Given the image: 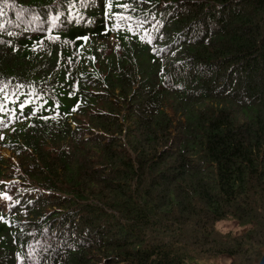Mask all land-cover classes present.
<instances>
[{
    "label": "trees",
    "instance_id": "obj_1",
    "mask_svg": "<svg viewBox=\"0 0 264 264\" xmlns=\"http://www.w3.org/2000/svg\"><path fill=\"white\" fill-rule=\"evenodd\" d=\"M0 133L32 184L0 203V264L254 263L264 0H1Z\"/></svg>",
    "mask_w": 264,
    "mask_h": 264
},
{
    "label": "rangeland",
    "instance_id": "obj_2",
    "mask_svg": "<svg viewBox=\"0 0 264 264\" xmlns=\"http://www.w3.org/2000/svg\"><path fill=\"white\" fill-rule=\"evenodd\" d=\"M1 1V0H0ZM114 38V34L111 35V37L109 38V40L112 43H115V41H113ZM152 49L151 47L148 48V50ZM81 118V117H80ZM84 121V119H82ZM12 125V124H11ZM73 124L70 125L71 129L73 131H78L77 133H75V136L77 137H83V134L80 130H77V128H73ZM10 128H13V126H11ZM8 131L2 133V134H7ZM1 135V133H0ZM1 139V137H0ZM40 142H42L41 145V150L43 152H45L52 161H57L56 157L58 155V153L53 152L52 151V146H51V142L48 139V137L46 138H41ZM5 145H0V158H3L6 160V163L1 164V175H0V184H8V186H4L2 187V191H7L9 193V197H11L13 199V201H15L13 194L10 192L11 190H17L18 188H28L29 186H31L32 184L30 182H23L20 185H17V187L13 186L11 182H13L14 180H17V178H19L20 176V172H19V165H18V160L20 157H23V154H28L26 152H29V150H26L24 148H22V146H13L11 145V143L9 142V139L5 138ZM32 192L38 196H43V193L41 192V189H39V191H35L32 189ZM51 196V195H50ZM49 201V200H48ZM47 201V203H48ZM23 203L20 201L18 203V207H22ZM45 207V206H44ZM57 206L55 204H50L47 205L45 207V211L48 210L50 211L49 213H47L48 215L53 213V209L56 208ZM8 208L7 206L3 205L2 210L3 212L8 213V211H6ZM10 214H13V212H10ZM214 229L217 233L224 235V234H230L231 237H238L240 236L245 230V228H241L240 226L237 225V223L230 219L227 218L226 220L223 221H219L216 222L214 224ZM38 242V239L36 240H32V243L29 247L35 245ZM28 247V248H29ZM261 249L262 247H258V252L256 253V255H259L261 253ZM194 264H231V260L225 256H221V257H215V258H201V259H195ZM245 264H249L248 261L245 262Z\"/></svg>",
    "mask_w": 264,
    "mask_h": 264
},
{
    "label": "water",
    "instance_id": "obj_3",
    "mask_svg": "<svg viewBox=\"0 0 264 264\" xmlns=\"http://www.w3.org/2000/svg\"><path fill=\"white\" fill-rule=\"evenodd\" d=\"M262 219H263V224H264V214H263ZM252 264H264V247L261 249V254H260L259 259Z\"/></svg>",
    "mask_w": 264,
    "mask_h": 264
},
{
    "label": "clouds",
    "instance_id": "obj_4",
    "mask_svg": "<svg viewBox=\"0 0 264 264\" xmlns=\"http://www.w3.org/2000/svg\"><path fill=\"white\" fill-rule=\"evenodd\" d=\"M7 118H9V117H7ZM2 136V134L0 135V137Z\"/></svg>",
    "mask_w": 264,
    "mask_h": 264
}]
</instances>
